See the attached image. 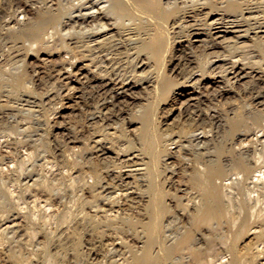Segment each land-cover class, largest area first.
Here are the masks:
<instances>
[{"label":"rangeland","instance_id":"1","mask_svg":"<svg viewBox=\"0 0 264 264\" xmlns=\"http://www.w3.org/2000/svg\"><path fill=\"white\" fill-rule=\"evenodd\" d=\"M168 1L163 0V2L165 3H167ZM212 1L216 8L215 13L217 14L223 13L224 16H229L230 14L231 16H238L239 18H242L239 15L242 10H245L244 11L245 16H250L253 14L261 16L263 15V12H264V0H212ZM232 3H234L235 5L231 6ZM210 8H211L210 4H208L205 10L208 11ZM123 9H122L123 12L122 11L121 12L124 14V19L126 20L125 21L127 24L126 30L131 31L133 29L132 31H134V28H137V30L140 29V32L142 33H145L146 31L149 33H154L155 30L158 29V20L160 18L159 11H156V10L152 12L144 11V13H141L142 14L141 16L140 13L138 12L139 10L135 9V7H133L132 5L128 3L124 4ZM249 12H253V13L251 14ZM153 18L155 20H153ZM203 18H204L203 16L200 17V20L202 21ZM0 27H2L1 23H0ZM199 27L204 28V26H201V25H199ZM51 30L52 29H49V31ZM1 31H2V28L0 29V34L2 35ZM200 32L203 33V38H204L205 37L204 30L202 29L200 30ZM1 35H0V41L4 42V38H5L6 43L0 42V50L2 49L0 52L2 53L0 54L2 58L0 57V60L3 61L5 58H8V56L9 58L7 60L5 59L4 62L0 61L2 62L0 63V73H2L0 74V78H1L0 79V120H1L0 121V152H1L0 166L2 165L1 166L2 168L0 167V178H1L0 179V206H1L0 207V221H2L0 222V228L5 226L4 224L8 222L7 220H10V221L15 220L14 223H16L17 225L15 226V228H12L6 232H3L0 235V248L2 247V245H4L7 248L6 249L3 246L4 248H1L2 250L0 249V252H1L0 253V264H13V263L16 264V261L13 260L14 261L13 262L12 259L9 258L10 257L9 252L10 253L14 252L15 254L19 256L22 254L26 256L25 258L29 257L31 260H33V261H27L24 264H35V263L36 264L37 263L47 264L49 259H53V261L56 264L58 263L59 264H79V263L80 264H97V263L98 264H109V263L119 264V263L124 262L126 259L130 258L131 254L126 245H121L119 243L117 244V247L114 248L115 250L113 249V251L110 250L112 249V245H109L108 247L106 245L99 246V244H101L100 241L102 237H100L99 236L100 234L98 235L97 233L100 230H104V231L106 230L105 234L107 233L108 237L106 236L107 238L106 237L104 238L105 243L108 241L111 242L114 239H116V242H121L123 239H126V238L132 239L131 241L132 243H136V244L138 243L140 245H143L145 242L150 243L151 248H152V254H153L150 260V264H186V263L194 264V257L190 253V251L187 249L186 250L181 249L179 248V246H177L179 243L178 240L184 237L187 231L192 232V235L195 236L194 244L197 247L201 246L203 251L205 252H207L208 250L210 251L211 244L212 246L216 245L217 247L214 246L215 248H220L222 247V245L224 247L226 245L228 246L231 240L232 231L234 230V228L232 227L229 221L227 223H221L222 225L220 226L219 231L217 230L216 232L212 233L211 237L208 238L209 233L207 232L205 235H202L203 234L202 232H206V230L204 228L201 229L202 226H200L199 223H197L195 218L193 217L189 218V216H187L181 219V215L179 214V212H182L183 206H187V210H189L188 212L191 213L192 215H194L200 209V208H196V205L194 206V202H196L199 199V195H198L199 190L197 186L193 184V182L191 181L190 176L192 175V170H190L187 173H185L182 170V166H183L182 163L184 162V158L185 159L189 158L195 161L196 156H197L196 151H199L202 148L203 152L207 151L208 153L207 155L209 156L205 158V161H207L208 159H216L218 157V148L220 147L221 140H222V134L216 129H214L213 132L209 134L210 136L207 138L209 140L208 141L206 140L208 144L206 142L204 144H202L201 142L200 143L195 142V143L190 144L188 143V141H186L187 140L186 135L190 133L191 130H194V128L199 129L197 130V132L202 131L203 130L202 127H206L207 125H208L207 126L208 128L207 127L206 128L207 129L210 128V123H208L207 120H206V123L203 122L202 120H199L197 117V114L202 110L205 111L210 108L217 107V105L219 104V101L217 103V100H218L217 91L218 90H221L224 86H226L227 88L229 87L230 89H232L233 94L234 92L236 93L237 96H234L233 94H231L224 101H229L230 103L234 99V101L241 102L242 104L247 103V102L250 103L253 97L252 93L255 92L256 94L258 89H259L258 90L259 92H262V95L264 94V82H263L264 76H262L260 80L253 79L245 85L244 84L243 85L230 84L226 81H225V84L221 83L218 86L217 85L206 86L203 83L192 85L190 82H187L188 77L192 73H195V75L198 78L203 77L204 79L203 81H209L212 75L204 74L207 71L210 73L211 70L208 67H204L202 61L201 63L192 64L187 59V56L185 55H188V54L189 55L193 54L195 58H198L199 60L202 59L203 53H204V47L203 45H200L194 48L188 45V42L183 43L184 48L179 47L178 41H180V38L183 37L184 35V33L182 32L177 35H172L170 39L165 38L162 42L161 50H157V49L148 50L147 49V50H143L142 52L137 51L138 53L137 52L135 53L134 50L130 48L133 45V43L127 42L128 47L126 46V48H130L131 50H127L125 48L124 50H122L121 53H118L112 47H106L103 49L105 51H102V49L101 50L96 49L91 52H85L86 54L85 57L78 55V57L81 58V64H88L87 70H92V72L89 74V79H84L83 80L84 84L82 83V85H80V93L83 92L84 95L82 93L81 94L82 96L79 99L78 95H75V93L73 94L72 90H70L71 91L70 92L68 88L67 89L63 88L64 86H62L63 85L62 82L58 80V78L56 77V73L58 70L57 65L59 64L55 63L56 64L55 66L53 61L56 59L55 62L59 63L58 61L60 59L59 57H57L58 55H55L52 61L46 62L42 59L37 58L36 53H33L31 52V50L26 48L27 47L26 44H28L27 42L26 44H22V42H18L16 40L8 38L7 36L5 37ZM1 38H3V40ZM182 40H185V39H182ZM10 42H13V44L12 43H11L12 45L9 44ZM1 43L3 45H1ZM35 44H34L35 46L34 50H36L37 48ZM5 45H7V47L9 45L10 48L12 47L11 51L9 50V47L5 48ZM61 45H62L61 42H56V47L54 46L55 47L54 51H58V47H59V50H62L61 55L64 57H69V54H67L65 49L63 50V48H61L62 47ZM243 45L244 44H240L239 46H243ZM247 45L249 46L246 48L243 47L244 49L242 47L233 48L227 51L226 49H218L216 53H222L223 55H231V54L235 55L236 54L237 57L243 58L245 59V61H252V62H255V61L257 62L264 58V50L262 47H255L252 42H247L245 46ZM166 48L167 49L171 48L172 51L168 53V50L166 52ZM6 49H8V51L10 52H7ZM44 52L45 51H42L41 54ZM208 52L210 51H207V53ZM107 53L109 54L111 53V55H108V59L105 57V54ZM170 55L173 57V61L170 59L171 58ZM163 56H164V59H163ZM37 62H40V63H37ZM41 62L43 63L41 64ZM115 62L116 64H114ZM48 63L49 65H47ZM6 64L7 66H5ZM24 69L27 72H25ZM120 69L122 72L120 71ZM218 71L219 69L216 70V72ZM51 72L54 73L55 76ZM176 72H179V73H176ZM13 73L15 75H17L18 73V75L15 76ZM95 73H97L98 75ZM92 74L94 75L93 78H92ZM46 76L47 77L49 76V77L47 78ZM52 76L55 77V79ZM104 76L105 77H116L120 79L121 81H126V82L130 80L132 82H137V85L129 91L124 92L120 90L119 96L115 97L114 91L104 92V90H101V88H98V86H93V85H97V83H92V81H90L91 79H94V77L101 78ZM130 77H133V78H130ZM22 81H25V84L21 85ZM87 87L89 91L87 90ZM255 87H258V88H255ZM166 88L167 90L169 89L168 93L165 92ZM50 89L52 90L49 91ZM183 90L185 91V93ZM202 90L203 91L205 90V91L203 92ZM189 91H191L190 92L191 97L193 98L186 95V92L189 93ZM192 92H194V95H192ZM21 93H22V96H21ZM44 93H45V96H44ZM68 93L69 95L73 96V99L64 106L62 102L63 103L66 102L65 98L69 96ZM155 95L157 97H155ZM61 96L63 97V100ZM112 97H113V100H112ZM93 98H95L96 100ZM19 100H22V101H19ZM105 104L107 105L105 106ZM114 105L117 107H115ZM205 105L208 108L204 107ZM210 105L211 106L214 105V106L211 107ZM89 107H91L92 109ZM134 107H136V109H134ZM184 107L186 108V110L184 109ZM197 107H198V110H197ZM7 109L9 111H7ZM181 111H182V114H181ZM101 112L103 114H101ZM105 112L109 115H107ZM89 113H91L92 115L91 114L89 115ZM188 114L189 116H186ZM181 116L183 117L181 118ZM4 117L6 119H4ZM20 117L22 119H20ZM114 118L117 120L114 121ZM189 120L191 123L190 122L188 123ZM89 121L90 123L92 122L93 125L88 123ZM199 121L201 123H199ZM114 122L117 124H115ZM164 123L166 125H164ZM192 123L194 126L192 125ZM201 124H203V126H201ZM95 126L96 128H94ZM81 128L83 129V131ZM80 129H81V133H80ZM67 133H69V136L72 135L71 136L72 138L80 139L81 142L79 143V145L81 147L83 148H85V146L88 147V148H85L83 151L84 152L83 156L85 157V159L83 156L82 157L78 156V160L81 159L80 161L85 162L87 164L89 163L88 165H90L91 163L92 164L95 163L93 165H97L98 168L101 167L102 170L105 169L106 172L110 171L109 175H105L103 178L105 182L103 180L101 181L102 183H105L104 185L112 184L111 186L113 185L116 186V183L118 184L119 182L118 181L119 178L117 177L116 171H118L122 167L125 168L128 166L125 169H139V170H135L134 174L136 175H133L130 178V183H129V187L132 186L131 190L134 192V194L132 192V194L134 195V196L132 195V197L134 199L132 198L131 201H129L130 199L128 200L129 204H126L127 208H125L126 207L125 205H124L125 207L123 206L124 210L123 209L121 210L122 217L119 218L118 220H115L114 222H111V223H106L102 221L104 213H101V212L103 211L100 209L98 210V212H96V208H97V206L95 205L96 202L91 204L90 201L94 200V196L92 195L96 194L98 190H100L99 184L97 185L98 190L96 189L94 193L90 192L91 193L90 194L88 192V193L82 194V191L78 187L81 181L77 180V183L74 182L77 185L73 184V181H71L73 179L67 173L71 169L72 164H68L67 162H65L62 155L61 156L59 155L61 153V150L64 151V148L65 150L67 149L65 152L66 156L71 154L70 153L71 151L69 150V148H67L68 146L67 145L68 143ZM81 135L85 138H83ZM174 135L180 136L178 141H176V139L173 138ZM92 138L93 139L100 138L103 140L102 143L104 144L101 143L95 150H92V146H93ZM85 139L88 141H85ZM181 144H183V146H188L190 144L189 146L191 148L190 149L188 148L187 149L188 151H186L185 149L183 150L180 149V152H178L177 150L180 148ZM114 147L117 149H115ZM105 148H108L110 149V151L113 152V153L111 152L112 155L109 158L107 157L108 159L104 158L102 155L100 156L101 150ZM160 148H165L167 149V151L165 153L163 152L160 153L159 152ZM32 150H34L35 152L34 151L32 152ZM2 152H3V156H2ZM95 154L97 157L95 156ZM8 155L11 157H9ZM41 155H43V157H40ZM55 156H57L58 158ZM1 157H3L4 160H1ZM61 159H63L64 162H61L62 161ZM100 159L102 160L100 161ZM104 159L107 160L108 163ZM15 161H17L18 163L25 161L27 163L26 164L27 170L32 171V174L34 175L38 173V178L39 176H41L40 180H45L44 177L46 176L45 177L46 181L48 180L49 182V183L47 182V184H50V186L53 184H58L59 182L57 181L60 179L59 181L60 183H62L61 184L62 186L58 184L60 187L58 191L59 190L60 191L58 193H57V190H54L53 192H50V193L48 192L46 194L48 198L47 197L44 198V196H46L45 194L43 197H41V193L38 192L39 193L38 194L37 191L35 193L34 192L32 193V191H30L28 187H26L25 180L23 179V176H25L26 174L23 175L24 173L18 170V168H16V166L13 165ZM48 161H51L52 163H47ZM128 161L129 162L131 161L130 164L128 163ZM53 169L55 172L53 171ZM66 174H67V178H66ZM54 178L55 179L57 178V179L55 180ZM87 178L89 182L93 181V179L90 178V176L86 177V179ZM79 180H82V179L80 178ZM69 185L71 186V188H69L70 187ZM186 187L188 188L186 192L183 193V191H179L180 189H184ZM53 193L56 195H53ZM5 196H6V199H5ZM196 196L197 198H194ZM17 197L18 198L20 197V198L17 199ZM39 197H41V199H39ZM56 197L58 201L55 200ZM82 197H84V199ZM35 199H37L36 200L37 202L34 201ZM45 200L50 203L49 206L44 205ZM83 201L84 203H82ZM98 201L99 202H97V204H99L98 206L100 208H103L106 205L105 202L101 200H98ZM101 202L103 203V205ZM262 204L264 206V202L261 203V206ZM92 206H95V207H92ZM105 207L108 208L107 205ZM45 211L47 214L45 213ZM86 212L90 214L94 213V215L96 214L97 223L92 221L93 218H90V219L88 218L85 223H87L89 226L87 224L82 226L83 225L82 218ZM130 212L131 214L132 213L133 214L131 215ZM159 212H161V215H162L160 216V218L157 217V214ZM24 214L26 215V218L24 217ZM62 216L63 217L65 216V217L63 218ZM243 218L244 217L242 216L240 220H242ZM48 220L50 222H48ZM45 221H47V223ZM19 227H21V229ZM71 227L73 230L71 229ZM221 227H223L222 230H221ZM33 230H37V236L35 238L33 237L32 233L36 231H33ZM136 232L138 233L139 238L137 237V234L135 237H133ZM109 236L110 238L113 236L112 237L113 239L111 238L112 240H109ZM213 236H214V239H212ZM24 239L25 240L27 239L26 240L27 242H25ZM158 240L159 241L163 240L167 242L168 244L170 243L176 244L178 242L176 244L177 247L174 250H172L171 253H168L166 251L165 252L160 251L161 249H160V244L158 243L159 242ZM259 240L260 239L256 237L254 234L248 233L245 236H243V238L238 242L239 249L241 248L243 250L241 252V249H240V252L244 256L243 257L244 262L241 264H263L264 263V247H263L264 241L262 240L263 241L262 242L261 240L260 241ZM77 241H80V244L78 245L75 244ZM89 242L92 245H89ZM110 242H108V244ZM93 245L97 246V249L100 248L99 249L100 251L98 253L99 257L98 256L94 257L90 255V248L93 247ZM77 252L79 254H77ZM251 252H256V253L258 252L256 254L258 255V257L255 256L254 260L253 258L251 259V257H249ZM221 256H220L221 261L219 262L217 261L215 264H220V262L222 261H224L225 263H228V261L232 259L233 253L231 250L227 248L225 249V252H223ZM246 256H248V258ZM6 257L7 259H5ZM8 260H10L12 263H10V261ZM181 260L183 261V263H181Z\"/></svg>","mask_w":264,"mask_h":264},{"label":"bare ground","instance_id":"2","mask_svg":"<svg viewBox=\"0 0 264 264\" xmlns=\"http://www.w3.org/2000/svg\"><path fill=\"white\" fill-rule=\"evenodd\" d=\"M125 3H128V4L132 5L133 7H135V9H138L139 10L138 12L140 13L141 16H142L141 13H144V11L145 12L146 11L147 12H152V11H155V10L159 11L160 12V18L158 20V29L155 30L154 33H149L147 31L145 33H142V32H140V29L137 30V28H134V31H132L133 29L131 31L130 30H126V25L127 24L125 22L126 20L124 19V14L122 13L123 12L122 9L124 8V4ZM208 4H210L211 8L209 10L207 9L208 11H206L205 9L207 8ZM215 4H217V3H215ZM234 5H235L234 3L231 4V6H234ZM250 6H252V5H250ZM215 10H216V8H215L214 3H213L212 0H170L167 3L163 2V0H0V23H1V26H2V27H0V29L2 28V31H1L2 35L5 36V37L7 36L8 38H11L13 40H16L18 42H22V44H26V42H27L28 44H26L27 45L26 48L31 50V52L36 53V56L39 59H42V60H44L46 62L47 61H52L54 59L53 57H55V55H58L57 57H59L60 60L59 61L57 60V61L59 63L55 62L56 59L53 61L54 64L55 63L59 64V65H57L58 66L57 73L55 72L56 73V77L58 78V80H60L62 82V84H63L62 86H64L63 88H65V89L68 88L69 91L72 90L73 94L75 93V95H78L79 99L82 96L81 94L83 93V92L80 93V85H82V83L84 84V82H83L84 79H89V74L92 72V70H87L88 69V64H81V58L78 57V55H80L82 57H85L86 56L85 52H91V51L96 50V49H98V50L102 49V51H105L103 49L106 48V47H112L118 53H121L122 50H124L126 48V46L128 47L127 42H129V43L132 42L133 43V45L131 44L132 46L130 48L132 50H134L135 53L137 51L138 52H142L143 50H147V49L148 50H151V49L161 50L162 42H163V40L165 38L170 39L172 37V35H177V34H180L182 32L184 33V35L181 38L185 39V40H182L180 38V41H178L179 47L184 48V44L183 43H185V42H188V45H190V46H192L194 48H196L197 46H200V45H203V47H204L203 58L200 56L202 59L199 60L198 58H195V56L193 54L192 55L191 54L190 55L189 54L185 55V56H187V59L192 64L193 63H201V61H202L204 67H208L211 70L210 73L207 71L204 74L205 75L206 74L207 75H212L211 78L209 79V81H203L204 80L203 77H199L198 78L195 75V73H192L188 77L187 82H190L192 85H196L198 83H203L206 86H210V85H217L218 86L221 83L225 84V81L230 83V84H235V85L236 84H240V85L244 84L245 85V84L249 83L253 79L260 80L262 78V76H264V58L261 59L260 61L252 62V61H245V59L237 57L236 54L235 55L234 54L223 55L222 53H216V52H217L218 49H226V51H227V50H231L233 48H239V47H242V48L245 47L246 48V47L249 46V45L245 46V44H247V42H252L255 47H262L263 50H264V12H263V15H261V16L254 15V14L250 15V16H245V12H244L245 10H242L241 13L239 14L242 18H239L238 16H231L230 14H229V16H224L223 13H220V14L218 13L217 14V13H215ZM249 13L252 14L253 12H249ZM199 16L200 17H202V16L204 17L202 19V21L200 20ZM153 20H155V19L153 18ZM199 25L204 26V28H200ZM49 29H52V30L49 31ZM202 29L205 32V37L204 38H203V33L200 32V30H202ZM1 39L3 40V38H1ZM0 42H2V41H0ZM56 42H61V44H62L61 48H63V50L64 49L66 50L67 54H69V57L62 56L61 55V51L62 50H59V47H58V51H54V48L56 47ZM2 43H6L5 42V38H4V42H2ZM2 43H1V45H3ZM11 43L13 44V42H10L9 44H11ZM34 44L37 46L36 50H34V47H35ZM240 44H244V45L243 46H239ZM8 47H9V45H8ZM8 47H7V45H5V48H8ZM13 47H14V45H13ZM11 48L9 47L10 51H11ZM130 48H126V49L127 50H131ZM108 49H110V48H108ZM1 50H0V52H1ZM167 50H168V53L170 51H172L171 48H168V49L166 48V52H167ZM6 51L10 52V51H8V49H6ZM42 51H45V52L41 54ZM207 51H210V52L207 53ZM7 52H5V53H7ZM0 54H2V53H0ZM123 54H124V52H123ZM183 54H185V53H183ZM4 55H6V54H4ZM108 55H111V53L110 54L109 53L105 54V57L107 59H108ZM170 57H171L170 59L173 61V57L171 55H170ZM8 58H9V56H8ZM8 58H5V59L7 60ZM167 58H169V57H167ZM181 58H182V56H181ZM163 59H164V56H163ZM4 60L3 61L0 60V61L4 62ZM18 60H20V59H18ZM109 61H110V59H109ZM2 62H0V63H2ZM14 62H15V60H14ZM43 62H41V64ZM37 63H40V62H37ZM109 63H111V62H109ZM56 64H55V66H56ZM114 64H116V62ZM47 65H49V63ZM92 65H94V64H92ZM143 65H144V63H143ZM5 66H7V64ZM94 66H96V65H94ZM33 67H34V65H33ZM139 67H140V65H139ZM162 69H163V67H162ZM218 69H219V71L216 72V70H218ZM40 71H41V69H40ZM40 71H39V73H40ZM120 71H121V69H120ZM186 71H187V69H186ZM25 72H27V71L25 70ZM133 72H135V71H133ZM171 72H173V71H171ZM179 72H176V73H179ZM18 73H17V75H18ZM30 73H31V71H30ZM0 74H2V73H0ZM52 74H54V73H52ZM93 74H92V78L94 76ZM95 74H97V73H95ZM181 74H183V73H181ZM17 75H15V76H17ZM159 75H160V73H159ZM172 75H173V73H172ZM54 76H55V74H54ZM5 77H7V76H5ZM53 78L55 79V77H53ZM130 78H133V77H130ZM44 80H45V78H44ZM90 81H92V83H97V85H93V86H98V88H101V90H104V92L105 91H112V92L114 91L115 92V94H114L115 97L119 96L120 90L124 91V92L125 91H129V90L133 89L137 85V82H132L130 80H128L126 82V81H121L120 79H118L116 77H105V76L101 77V78H95L94 77V79H91ZM41 82H42V80H41ZM23 84H25V81H22L21 85H23ZM54 85H55V83H54ZM5 86H6V84H5ZM258 87H255V88H258ZM28 88H26V89H28ZM250 88H252V87H250ZM83 89H84V87H83ZM51 90L52 89H50L49 91H51ZM87 90L89 91L88 87H87ZM258 90H257L256 94H255V92L254 93L251 92L253 97H252V100H251L250 103L247 102V103L242 104L241 102L234 101V99L232 100L234 102L231 101L229 103V101H224V100L227 99L231 94H233V91L229 87L227 88L226 86H224L221 90L217 91V98H218L217 103L219 101V104L217 105V107L210 108V109L205 110V111H203V110L200 111L199 110L200 112L197 114V117H198L199 120H202L205 123H206V120H207L208 123H210V128L207 129L208 125L206 124L207 128L206 127H202V129H203L202 131L197 132V130H199V129H195L194 128V130H191V132L186 135V138H187L186 141H188V143L191 144V143H195V142L196 143H200L201 142L202 144H204L205 142L207 143V141L209 140V139H207L210 136L209 134L212 133L214 129H216L217 131H219L222 134V140H221V145L218 148V157L216 159H208L207 161H205V158H207L209 156L207 155L208 154L207 151L203 152L202 148H201V150L196 151V153H197L196 155L197 156H196L195 161H193L192 159H189V158H187V159L184 158V162L182 163V165H183L182 166V170L185 173H187L190 170H192V175L190 176L191 181L193 182V184H195L197 186V188L199 190V194H198L199 195V199L196 202H194V206L196 205V208H200V209L194 215H192L191 213L188 212L189 210H187V206H183L182 212H179V214L181 215V219L185 218L187 216H189V218L190 217L195 218L197 223H199V225L202 226L201 229L204 228L206 230V232H202L203 233L202 235H205L207 232L209 233V237L207 236L208 238L211 237L212 233L216 232L217 230L219 231V228L222 225L221 223H227L229 221L231 223L232 227L234 228V230L232 231L231 240H230L228 246L226 245L224 247L222 245V247H220V248H215L214 246H216V245L212 246V244L210 243L211 244V245L209 244L210 245V251L208 250L207 252L203 251L201 246L197 247L194 244L195 236L192 235L191 231H187L186 234L184 233L185 234L184 237H182V238L179 237L181 239L178 240L179 243L177 242L178 243L177 246H179V248H181V249H184V250L187 249V250L190 251V253L194 257V264H215L217 261L218 262L221 261L220 260L221 257H222L221 255L223 254V252H225V249H227V248L232 251L233 257H232L231 260L228 261V263H225L224 261H222V262H220V264H241V263L244 262V259H243L244 256L241 253L243 251L241 248H240L241 249V252H240V249H239V246H238V242L243 238V236H245L246 234L250 233V234H254L261 241L262 240L264 241V206H263V204L261 206V203L264 202V94L262 95V92H259ZM156 91H157V89H156ZM168 91H169V89L167 90V88H166L165 92L168 93ZM85 92H86V90H85ZM190 92L191 91H189V93L186 92V95L191 97V93ZM39 93H41V92H39ZM69 93H68V95H69ZM184 93H185V91H184ZM83 95H84V93H83ZM192 95H194V92H192ZM233 95L237 96L235 92H234ZM21 96H22V93H21ZM44 96H45V93H44ZM155 97H157V96L155 95ZM61 98L63 100L62 96H61ZM191 98H193V97H191ZM65 99H66V102H64V103L62 102V104L64 106L66 104H68L73 99V96L69 95ZM93 99H95V98H93ZM204 99H206V98H204ZM112 100H113V97H112ZM136 100H138V99H136ZM19 101H22V100H19ZM2 102H4V101H2ZM130 103H132V102H130ZM106 105L107 104H105V106ZM188 105H189V103H188ZM68 106H70V105H68ZM213 106H211V107H213ZM115 107H117V106H115ZM185 107H184V109L186 110ZM193 107H195V106H193ZM204 107H206V105ZM89 108H91V107H89ZM121 108H123V107H121ZM137 108H138V106H137ZM188 108H189V106H188ZM206 108H208V107H206ZM134 109H136V107H134ZM197 110H198V107H197ZM7 111H9V110L7 109ZM13 112H15V111H13ZM122 112H124V111H122ZM128 112H129V110H128ZM90 114L91 113H89V115ZM101 114H103V113L101 112ZM181 114H182V111H181ZM190 114H192V113H190ZM107 115H109V114H107ZM186 116H189V114L186 115ZM182 117L183 116H181V118ZM4 119H6V118L4 117ZM20 119H22V118L20 117ZM93 119H94V117H93ZM24 120H26V119H24ZM115 120H117V119L114 118V121ZM164 121H165V119H164ZM189 122H190V120L188 121V123ZM88 123H90V121ZM199 123H201V122L199 121ZM90 124H92V122ZM115 124H117V123H115ZM203 124H201V126H203ZM13 125H15V124H13ZM38 125H39V123H38ZM164 125H166V124L164 123ZM192 125H193V123H192ZM187 127H188V125H187ZM94 128H96V126ZM81 129H80V133H81ZM90 129H92V128H90ZM200 130H201V128H200ZM82 131H83V129H82ZM95 132H96V130H95ZM173 132H175V131H173ZM67 134H68V137H67V142H68L67 145L68 146H67V148H69V150L71 151L70 152L71 154H69L71 156H69V155L66 156L65 152H66L67 149L65 150V148H64V151H62L61 150V148H62L61 146H60L61 147L60 148L61 153L59 155L60 156L62 155V157L65 160V162H67L68 164H72V167L69 166V167H71V169L67 173L73 179L71 181H73V184H76L77 180L82 182V183L80 182L81 184L79 183V185H78V187L82 191V194H85V193H88V192L89 193L90 192L94 193V191L98 188L97 185L99 184L100 190L97 189L98 192L96 194L92 195V196H94V200L90 201L91 204L96 202L95 203V205L97 206L96 212H98V210H100V209L103 211V212L100 211L101 213H104L102 221H104L106 223H111V222H114L115 220H118L119 218L122 217V211L121 210L123 209V206L125 205L126 207L125 206L124 207L127 208L126 204H129V201H131V199L133 198L132 195L134 194V192L131 190L132 186L129 187L130 178L133 175H136V174H134V172H135V170H139V169H125L128 166L125 167V168L122 167L118 171H116L117 172V177L119 178L118 184L116 183V186H114V185L111 186L112 184L111 185H104L105 183H102L101 181L103 180L105 175H109L110 171L106 172L105 169L102 170L101 167L98 168L97 165H93L95 163H93V164L91 163L92 165L91 164L88 165L89 163L87 164L85 162H82V161H80L81 159L78 160V156L82 157L84 155V152H83L84 149L88 148V147H86V146H85V148L81 147L79 145V143L81 142L80 139L72 138L71 137L72 135L69 136V133H67ZM176 136L177 135H174L173 138H175L176 141H178L180 136H177V138H176ZM83 138H85V137H83ZM95 139H93V141H92L93 146L91 144L92 150H95L103 141L100 138L96 139V140ZM114 139H116V138H114ZM85 141H88V140L85 139ZM155 143H157V142H155ZM102 144H104V143H102ZM177 145H179V144H177ZM189 145L188 146H183V144H181L180 148L177 151L180 152V149L181 150L185 149L186 151H188L187 149L191 148ZM100 147H102V146H100ZM105 149H102L103 151L101 150L100 156L102 155L104 158H107V157L109 158L112 155L111 154L112 151H110V149H108V148H105ZM115 149H117V148H115ZM33 151L34 150H32V152ZM166 151H167V149H165V148H160L159 149L160 153H162V152L165 153ZM0 155H1V152H0ZM2 156H3V152H2ZM11 156H12V154H11ZM11 156H9V157H11ZM95 156H96V154H95ZM40 157H43V155H41ZM55 157H57V156H55ZM88 157H89V155H88ZM174 158H175V156H174ZM63 159H61L62 160L61 162H64ZM84 159H85V157H84ZM113 159H115V158H113ZM1 160H4L3 157H1ZM101 160L102 159H100V161ZM51 161H48L47 163H52ZM105 161L107 162V160H105ZM105 161H103V162H105ZM130 162L128 161L129 164H130ZM26 164L27 163L25 161L19 162V163L17 161H15V163L13 165L16 166V168H18V170L23 172L24 173L23 175L26 174L25 176H23V179L25 180L26 187H28V189L30 191H32V193L33 192L35 193L37 191V193L38 192L41 193V197H43L44 194L46 195L48 192L50 193V192H53L54 190H57V193H58L60 191V190L58 191V189L60 188L59 185L62 184L59 181L60 179L57 181V182H59L58 183L59 185L51 183L53 185L50 186V184H47L48 180L46 181V178H45L46 176L44 177L45 180H40L41 176H39V178H38V173L36 175H34V174H32V171L27 170ZM33 164H34V162H33ZM59 164H60V162H59ZM11 165H12V163H11ZM47 165H49V164H47ZM64 167H65V165H64ZM108 167H110V166H108ZM53 171H54V169H53ZM65 173H66V171H65ZM67 174H66V178H67ZM59 175H60V173H59ZM89 176H90V178L93 179L92 182H89L88 178L86 179V177H89ZM80 178L82 180H79ZM111 180H113V179H111ZM74 182H76V183H74ZM109 182H110V180H109ZM66 186H67V184H66ZM183 187H181V188H183ZM69 188H71V186ZM74 189H76V188H74ZM187 189L188 188L186 187L184 189H180L179 191H183V193H184V192L187 191ZM132 192H133V194H132ZM53 195H56V194L53 193ZM41 197H39V199H41ZM45 197H47V195L44 196V198ZM19 198L17 197V199H19ZM61 198H63V197H61ZM82 198L84 199V197H82ZM88 198H89V196H88ZM194 198H197V196L194 197ZM5 199H6V196H5ZM36 200L37 199H35L34 201H36ZM52 200H53V198H52ZM55 200H57V197H56ZM98 200H101V201L105 202V204L107 205L108 208L105 207L106 205L103 208H100L98 206L99 204H97V202H99ZM185 201H186V199H185ZM6 202H8V201H6ZM71 202H72V200H71ZM82 203H84V201ZM44 205L45 206H49L50 203L45 200V204ZM102 205H103V203H102ZM92 207H95V206H92ZM45 210H46V208H45ZM84 210H85V208H84ZM45 213H46V211H45ZM126 214H127V212H126ZM130 214H131V212H130ZM160 216H162L161 212H159L157 214L158 218H160ZM242 216L244 218L242 220H240V218ZM24 217L26 218L25 214H24ZM24 217H23V219H24ZM96 217H97L96 214L94 215V213L90 214V213L86 212L84 214L83 218H82V224H83L82 226L87 224L85 222H86V220L88 218L89 219L93 218L92 221L97 223ZM43 218H45V217H43ZM50 219H52V218H50ZM7 221L8 222H6L4 224L5 226L0 228V235L3 232H6V231H8V230H10L12 228H15V226L17 225L16 223H14L15 220L14 221L7 220ZM21 221H23V220H21ZM73 221H72V223H73ZM92 221H91V223H92ZM0 222H2V221H0ZM45 222L47 223V221H45ZM48 222H50V221L48 220ZM72 227H74V226H72ZM72 227H71V229H72ZM19 228L21 229V227H19ZM222 228L223 227H221V230H222ZM33 231H36L34 233L31 232L33 237L35 238L37 236V230H33ZM95 231H97V230H95ZM105 232H106V230L105 231L104 230H100L97 233L98 235L100 234L99 235L100 237H102V239L100 241L101 244H99V246H103V245L105 246L106 245L108 247L109 245H112V249H110V250L113 251V249L117 247V244L120 243L121 245H126L127 248L130 251V254H131L130 258L126 259L124 262L119 263V264H150V260H151L152 255H153L150 243L145 242L143 245H140L138 243L137 244L136 243H132L131 242L132 239H128L126 237H125L126 239H123L121 242H116V239L112 240L113 236L111 237L112 239L109 236V240H112V241L111 242L108 241V242H110L108 244V242H106V243L104 242V238L107 236V233L105 234ZM95 234H96V232H95ZM136 234H137V237L139 238V235H138L137 232L134 234L133 237H135ZM20 235H21V233H20ZM67 236H69V235H67ZM86 238H88V237H86ZM140 238H141V236H140ZM158 238H159V236H158ZM212 239H214V236H213ZM26 240H25V242H27ZM89 241H90V239H89ZM158 243L160 244V249H161L160 251H163V252L166 251L168 253H171L172 250H174L177 247L176 246L177 243L176 244L175 243L168 244L167 242H165L163 240H160ZM75 244H77V245L80 244V241H77ZM89 245H92V244H90V242H89ZM95 245H97V244H95ZM3 246L4 245H2L1 248L5 247V246L4 247ZM24 246H25V244H24ZM17 248H19V247H17ZM99 249H97V246L93 245V247L90 248V255L94 256V257H97L99 255L98 254L99 251H100ZM88 250H89V248H88ZM218 250H220V251H218ZM42 253H44V252H42ZM257 253L256 252H251L249 257H251V259L253 258V260H254L255 256L258 257V255H256ZM9 254H10L9 258L12 259V261L13 260L16 261V264L17 263L18 264H24L27 261H33L29 257L25 258L26 256H24L22 254L20 256L15 254L14 252L13 253L9 252ZM77 254H79V253L77 252ZM22 256H24V257H22ZM246 257L248 258V256H246ZM183 258H182V260H183ZM5 259H7V257ZM73 259H75V258H73ZM94 259H96V258H94ZM182 260H181V263H183ZM8 261H10V260H8ZM10 263H12V262L10 261ZM13 264H15V263H13ZM37 264H39V263H37ZM47 264H56V263L53 261V259H49Z\"/></svg>","mask_w":264,"mask_h":264}]
</instances>
